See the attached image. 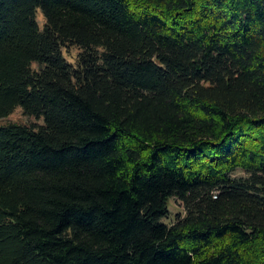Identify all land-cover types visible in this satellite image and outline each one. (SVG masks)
<instances>
[{"label":"trees","instance_id":"16d2710c","mask_svg":"<svg viewBox=\"0 0 264 264\" xmlns=\"http://www.w3.org/2000/svg\"><path fill=\"white\" fill-rule=\"evenodd\" d=\"M18 107L0 264H264V0H0Z\"/></svg>","mask_w":264,"mask_h":264},{"label":"rangeland","instance_id":"374dc122","mask_svg":"<svg viewBox=\"0 0 264 264\" xmlns=\"http://www.w3.org/2000/svg\"><path fill=\"white\" fill-rule=\"evenodd\" d=\"M38 16H39L38 19L40 25L43 26L45 23V16L43 15L42 10H39ZM79 51L80 49L77 46H70V48L64 49L66 58H68L69 61L72 62H75L77 60V55ZM36 66L37 65L35 64L34 67ZM15 122L24 123V124H29V123L44 124V119L35 116L26 115L22 107L16 108V110L12 114L6 117H1L0 119V125L15 123ZM169 208H170V216L165 219L167 223L174 222L178 214H185L184 205L177 198H171L169 202Z\"/></svg>","mask_w":264,"mask_h":264}]
</instances>
